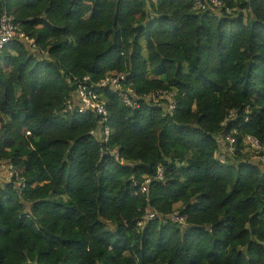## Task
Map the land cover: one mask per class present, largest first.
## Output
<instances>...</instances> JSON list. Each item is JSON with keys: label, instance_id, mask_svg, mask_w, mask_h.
Wrapping results in <instances>:
<instances>
[{"label": "trees", "instance_id": "obj_1", "mask_svg": "<svg viewBox=\"0 0 264 264\" xmlns=\"http://www.w3.org/2000/svg\"><path fill=\"white\" fill-rule=\"evenodd\" d=\"M221 1L0 0L36 46L0 55V165L26 182L18 194L0 180V264H264L263 165L243 144H264V0ZM120 74L142 97L175 92L177 108L100 89L101 144L99 117L63 111L84 78Z\"/></svg>", "mask_w": 264, "mask_h": 264}, {"label": "built area", "instance_id": "obj_2", "mask_svg": "<svg viewBox=\"0 0 264 264\" xmlns=\"http://www.w3.org/2000/svg\"><path fill=\"white\" fill-rule=\"evenodd\" d=\"M193 6L195 10L201 12L211 10L220 11L224 9L221 0H193ZM226 12L231 13V10H226ZM14 41L27 42L34 48L36 47L34 40L29 39L24 33L19 32L14 17L6 13L0 20V55L5 47ZM89 81V78H84L83 84L78 85V89L73 95L71 104H68L67 109H65L63 113L71 111L78 114H92L99 117V128L91 131L90 135L95 137L101 144H107L109 142L112 130L109 126L105 125L109 113L105 107V102L101 99V95L99 94L100 89L108 88L117 93L123 104L132 108H139L141 101L162 106L165 108L167 114L174 113L177 108L175 92L158 90L149 96H139L134 89L124 85L127 81L125 75H110L97 84L88 85ZM237 118L238 111L236 109L231 110L223 122L222 127H227L230 123L235 122ZM2 131V125L0 123V141L2 139ZM237 134H239L237 129L231 130L230 132L224 131L219 134L217 142L222 154H233L237 144ZM243 144L246 147L244 152L250 153L252 161L261 162L264 171V144L251 135L244 136ZM112 155L119 160L120 153L118 150L113 151ZM0 172H4L3 175L0 176L1 182L12 184L17 193L22 194V190L26 187V182L25 179L20 177V174L15 170L14 166L10 163H3L0 165ZM163 173V168L159 167L157 179L163 180ZM149 181L150 180H146L143 183V193L147 191ZM156 216L155 212L151 210L148 211L138 226L143 227L145 222L154 220ZM170 219L181 224L185 222V218L181 217L179 212H175Z\"/></svg>", "mask_w": 264, "mask_h": 264}, {"label": "water", "instance_id": "obj_3", "mask_svg": "<svg viewBox=\"0 0 264 264\" xmlns=\"http://www.w3.org/2000/svg\"><path fill=\"white\" fill-rule=\"evenodd\" d=\"M261 209H262V207H261V206H259V209H258V214H260V213H261Z\"/></svg>", "mask_w": 264, "mask_h": 264}, {"label": "rangeland", "instance_id": "obj_4", "mask_svg": "<svg viewBox=\"0 0 264 264\" xmlns=\"http://www.w3.org/2000/svg\"><path fill=\"white\" fill-rule=\"evenodd\" d=\"M226 151H227V150H226ZM223 155H224V154H223ZM3 173H4V172H0V176H2V175H3ZM179 207H180V206H177V208H179Z\"/></svg>", "mask_w": 264, "mask_h": 264}]
</instances>
